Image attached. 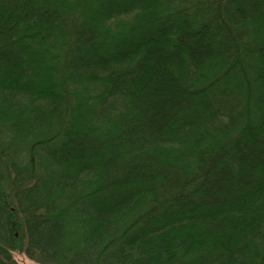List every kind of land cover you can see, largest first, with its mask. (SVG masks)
Segmentation results:
<instances>
[{"label": "trees", "instance_id": "16d2710c", "mask_svg": "<svg viewBox=\"0 0 264 264\" xmlns=\"http://www.w3.org/2000/svg\"><path fill=\"white\" fill-rule=\"evenodd\" d=\"M264 264V0H0V264Z\"/></svg>", "mask_w": 264, "mask_h": 264}, {"label": "rangeland", "instance_id": "374dc122", "mask_svg": "<svg viewBox=\"0 0 264 264\" xmlns=\"http://www.w3.org/2000/svg\"><path fill=\"white\" fill-rule=\"evenodd\" d=\"M16 260H17V262H19L20 264H35V263H33V262H31V261H29L28 259H26L25 257H23V256H16Z\"/></svg>", "mask_w": 264, "mask_h": 264}]
</instances>
